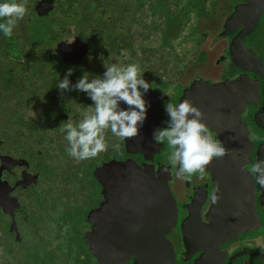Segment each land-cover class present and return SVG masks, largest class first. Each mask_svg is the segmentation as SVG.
I'll list each match as a JSON object with an SVG mask.
<instances>
[{"label": "flooded vegetation", "instance_id": "obj_1", "mask_svg": "<svg viewBox=\"0 0 264 264\" xmlns=\"http://www.w3.org/2000/svg\"><path fill=\"white\" fill-rule=\"evenodd\" d=\"M76 1L79 4V9L77 7L75 8L82 13L81 26L75 24L69 18L67 23L63 21L58 22V15L56 16V24L51 21V18H53L51 13L53 12L56 14V7H63L66 9L67 5L70 6V3ZM34 4L28 12L31 11L37 16L35 13L36 5L34 6ZM158 5L166 9L167 18H165L166 24L163 27L152 25L153 19L163 17L156 13ZM202 5L205 8L211 5V15L218 10H220L221 13L224 12V18L218 24L210 26H208L207 23H201L202 21H197V16L201 17L200 14H203L205 11L201 7ZM245 6L250 7L247 9V13L243 11V7ZM192 7L196 8H194L193 13ZM168 8H171V13H168ZM63 10L64 9L60 10V12ZM237 10L241 13L240 21L235 20L230 30L226 31L224 29L226 22L232 18V14ZM168 14L172 15L170 16ZM190 15L191 17L195 16L196 21L192 28V34L189 36L191 41L197 44L199 50L198 54H202L203 58L197 65L193 66V68H189L192 69V72H188L187 70L189 69L182 71L184 76H189L191 79L186 78L187 80H185L186 82L183 83V85H178V87H183V89L179 92L177 97L170 98L172 94L169 96L165 84H162L160 87L151 86L146 96L151 99L159 98L160 100L159 107L161 111L159 118L161 121L156 126L157 128L164 127V121L167 120L164 105L169 101L178 103L184 89L188 88L194 80L202 79L210 84L223 82L225 80L233 81L239 78L243 73L239 68H243L246 66L245 64L249 62H254L259 68V65H261L264 70V60L248 45L250 39L258 34V26L264 23V4H261V0H54L52 11L48 12L45 16H39V18L37 16L35 19L50 20L51 22V25L49 24L51 28L46 31L44 38H36L35 32L32 31L33 23L31 21L20 20V25L14 28V33H16V35L14 34L15 43L12 44L13 51L11 53L6 52L8 49L7 44L1 41L4 43V46L0 48V107L2 109L1 118L5 119L6 122L2 123L0 132V205L2 206L0 208V218L6 223V232L0 230V257H2L1 253L4 252V262H16L24 259L25 251H21L19 248L16 249L15 243H18L19 247L22 245L31 259H33V254L29 251L32 250V245H27L26 235L29 232L27 230H21V225L23 226L22 223L29 224L30 217L31 226L36 223L39 227L44 226L49 229L54 228L58 230L72 225L77 235L80 230L78 228L79 224L85 223L87 229L80 233L83 254L77 255L78 263L103 264L90 254L89 248L84 241L85 236L91 229V224L88 223L87 216L89 212L99 208L100 204L104 201L103 190L104 188L107 190L109 188V184H104L96 180L93 172L103 164L110 162L113 158L120 160L129 158L135 160L139 165L144 163V160L138 154H127L124 148V140L114 136L110 129H108L106 133H109L110 141L121 143L117 150L110 155H105V157L98 159L96 162L87 159V163L78 164L79 161L70 157L66 152V148L68 147L66 139L65 141L59 142L57 137L60 139L65 137V133L60 131V127L64 123L68 120H71L73 123L76 121L77 115L72 111L73 106L78 107V113H80V117L78 118H83L82 114L86 106L91 105L93 102L84 93H78L77 91L64 92L61 95L56 84L59 79L64 78L68 68L73 69V75L69 77V79L75 84L77 79L81 77L84 72H88L92 75H102L104 67L114 62H120L126 59L128 55L132 56V54L138 52L139 50L135 45L139 43L137 37L140 35V32H143L141 29L143 20L148 21L146 24H143L145 27L155 29L157 36L154 38H161L163 41L165 35L168 36L173 26L179 29L184 28ZM208 16L211 17L209 14ZM88 18L96 21V30L86 25V20ZM104 19L107 21H104ZM100 23L102 27L106 23L109 24L110 29L115 30L116 36L117 33H119V36H117L118 41L112 44V49L100 45L98 41L95 42L98 38L97 35L102 33L106 35L110 32V30L100 27ZM71 25L77 26V32L73 40L72 38L69 40L60 39L58 36L60 33L72 36V33L69 32ZM253 25H255L253 28L254 30L247 36L245 35L246 37L242 39V44L246 51L254 55V58L256 57L255 60H253L251 55L240 50L237 44V38L239 37L233 39ZM54 26H58L61 30L53 32ZM102 30L104 32H102ZM25 32L27 34H25ZM78 32L83 33V35H80ZM197 36L200 38L197 39ZM23 38L26 39V42L23 41ZM148 38L150 37L147 35V43L153 40L152 38L148 40ZM48 40H51L52 43L46 44ZM41 41L44 44L43 46L40 44ZM75 41H82L86 47V53L81 59H76V56H74L72 52L67 53V45ZM208 42H210L209 45L211 48H208ZM139 44L143 47V44ZM60 45L62 47L59 53L57 50ZM128 47L131 48L129 49ZM149 48L151 52L157 54V51L153 50L155 49V45H149ZM94 49L96 50L95 59L97 60V65H88L89 60L92 59L94 55ZM209 50H213L214 56L212 52L208 53ZM138 56L142 55L140 54ZM210 57L212 58L211 61L209 59ZM104 62L107 64L103 65ZM204 62L213 63L209 70V72L212 71L210 79L202 78L198 73L205 67ZM6 74H8V76ZM261 74L264 76V71H262ZM248 76L254 80L259 79V77L253 73H249ZM90 78H92L91 75ZM5 83L6 85L10 83L16 84L18 89H22L19 97H16L14 102L15 107L17 106L21 109V111L17 112L25 115L26 113L24 110L36 109L40 112L42 117H47V129L40 123H33V125L28 122L22 123L20 119L23 116L19 113L15 115L16 118H18L16 123L10 124L7 122L8 119L13 120L14 117H9L10 109L7 104L11 102V93L3 87L6 86L4 85ZM161 87L165 88V90H162ZM262 87V81H260L257 86L258 91L261 90ZM5 101L7 103H5ZM263 119L264 93L258 94V100H255L252 104L245 105L240 113V120L244 124L243 130L246 132L247 143L250 144L252 148L250 156L252 163L256 161L258 146L264 139V129L257 126L256 120L261 123ZM35 125L42 126L45 128V131L42 132V130H38L39 133L35 134L33 131L35 130ZM238 129L242 128L238 126ZM242 132L243 131H241V135L239 134V136L238 134L232 133V145H235L238 141L243 139ZM213 135L217 139L216 135ZM25 149L28 150L26 151ZM163 152L166 153V156H170L171 154V149L166 142L160 143V153L153 156L151 163L154 165L155 170L162 168L164 171L166 169L165 167L170 168L169 164L159 159V156ZM258 153L261 152L259 151ZM54 162L59 165L58 168L52 164ZM74 162H77V164H74ZM251 164L246 166L245 169L249 168ZM34 165H36L38 169L43 168L49 172L48 178L41 181L40 184V174L33 169ZM62 167L68 168L66 177L68 183L71 180H76V178L83 179V182H85V185H82L85 186L83 190L89 192V195L86 197L88 202L83 201L79 205H76L72 203V200L69 199L70 197L62 196L60 188L63 182L59 181L57 178V172L61 170ZM101 175L102 174H99V179ZM172 178L171 175V180ZM184 184L186 191L182 194V201L176 203L178 208V225L167 235V239L171 242L174 251V264H193V260L198 257V255H195L186 260L190 253H192L191 251L184 255L183 237L179 228L180 221L187 216V212L183 207L190 202L191 197L194 196L197 190H200L201 194H203L202 191L205 189L207 198L201 212L202 220H204L206 211L210 206L209 200L213 191L211 178L206 170L203 178H201L200 173L197 172L193 174L192 181L186 180ZM35 188H37V190L34 194L33 191ZM44 189L47 191L50 190V194H54L55 198H50L51 195H49V197L43 196L42 192ZM74 193H77V191H74ZM256 199V211L260 224L256 225L254 232L259 230L264 231V200L261 197L258 187H256ZM61 203L63 207L58 211L57 207H59ZM70 213H73L71 216L73 217V224L66 220V217L62 216H67ZM30 235L33 237V233ZM247 235H241L235 241L220 247V257L214 264H264V250L260 248V250L255 249L253 247V239H244ZM259 237L260 235L256 238L259 239ZM261 240L263 239L261 238ZM240 253L244 254L240 258H234V256ZM223 254L225 255L223 256ZM258 254H261L262 258L258 257ZM39 264L45 263L41 261ZM126 264H132V260H128Z\"/></svg>", "mask_w": 264, "mask_h": 264}, {"label": "water", "instance_id": "obj_2", "mask_svg": "<svg viewBox=\"0 0 264 264\" xmlns=\"http://www.w3.org/2000/svg\"><path fill=\"white\" fill-rule=\"evenodd\" d=\"M53 2L39 0L35 6L36 15H47L52 11ZM261 4H264V0H261ZM248 8L243 7L244 13H247ZM240 19L241 13L237 10L226 22L224 29L229 31L235 20ZM254 26L233 38L239 37L237 44L240 50L251 55L253 60L256 57L246 51L242 39L254 30ZM61 45L57 50L59 53ZM70 52L76 59H81L86 53V47L82 41H75L67 45V53ZM245 65L243 68L239 66L243 73L233 81L210 84L206 80H194L178 100L179 103L190 98L201 108L209 130L224 147L231 150L229 155L222 159L214 158L206 167L212 188L219 183L220 199L218 203L212 204L210 198L204 220L201 212L207 198L205 189L203 194L197 190L183 207L187 216L180 221L179 228L183 237L184 255L192 252L186 260L198 255L193 264H214L220 257V247L241 235L253 233L256 225L260 224L256 211V187L263 200L264 187L253 182L251 173L242 171L252 163V148L247 143L240 113L245 105L258 100V94L264 93V76L261 74V65L260 68L254 62ZM249 73L257 75L259 79H251ZM260 81L263 87L258 91ZM145 99L151 106L139 135L123 139L126 153L140 155L144 163L139 165L129 158H113L93 172L95 179L109 184V188H104V201L99 208L87 216L91 229L84 241L90 254L103 264H126L128 260H132V264H174L173 247L167 239V235L178 225L177 202L168 187L171 175L169 167H165L164 171L162 168L155 170L151 163L153 156L160 153V144L155 143L152 135L161 121L160 100L146 95ZM256 124L264 129V119L261 123L256 120ZM238 126L242 129H238ZM241 131L243 139L232 145V133L239 136ZM258 152L257 159H264V139L258 146ZM246 156L247 159L244 158ZM99 174H102L100 179ZM243 254L234 258H240ZM258 257L262 258V255L258 254Z\"/></svg>", "mask_w": 264, "mask_h": 264}, {"label": "clouds", "instance_id": "obj_3", "mask_svg": "<svg viewBox=\"0 0 264 264\" xmlns=\"http://www.w3.org/2000/svg\"><path fill=\"white\" fill-rule=\"evenodd\" d=\"M36 0L33 4H37ZM27 12V0H4L0 2V32L11 37L17 21ZM261 71H264L262 67ZM73 69L68 68L64 78L59 79L56 87L61 95L64 92L84 93L93 103L86 106L83 118L78 123L68 120L60 127L68 142L66 152L76 160L96 157L108 150L106 130L121 139L135 138L140 133L147 118L150 103L145 95L151 89L137 63L114 62L104 67L102 75L84 72L75 84L69 77ZM90 75L92 78H90ZM123 105V106H122ZM167 120L164 127L153 131L156 144L167 143L171 149L169 160L179 165L177 176L190 179L194 173L205 174L206 167L213 159H222L230 154L219 139L209 130L205 113L190 98L179 103L171 101L164 105ZM35 116V113H33ZM114 148L118 145H113ZM247 159V156L244 157ZM170 171V168H169ZM245 173H251L253 182L264 187V159H256ZM219 183L211 193V203H218Z\"/></svg>", "mask_w": 264, "mask_h": 264}, {"label": "rangeland", "instance_id": "obj_4", "mask_svg": "<svg viewBox=\"0 0 264 264\" xmlns=\"http://www.w3.org/2000/svg\"><path fill=\"white\" fill-rule=\"evenodd\" d=\"M28 2H32V1L28 0ZM28 2H27L26 15L24 16L23 19H20V20L23 21L24 19H26V20H29V22L31 21L33 23L32 31L35 32L36 38H40V37L44 38L45 37L44 34L46 33V31L48 29L51 28V26L48 25L47 21L44 19L35 20L37 16H35L31 11L28 12V10H31V8L33 7V6L28 7V6H31ZM196 4H197V2H196ZM201 7L205 10L203 12V14H200L201 17L197 16V21H202L201 23H203V22L207 23L208 26L213 25V24L216 25L224 18V12L221 13L220 10L216 11L213 15H211L210 14L211 5L206 6V8L203 5ZM194 8L195 7L191 8L192 13L194 12ZM170 9L171 8H168V10H169L168 13L172 12ZM156 13L162 15L163 17H158V19H153L152 25H155L156 27H161V26L163 27L166 24L165 23L166 22L165 18H167L166 9H163L162 7H160L158 5V9H156ZM208 14L211 17H209ZM168 15L171 16L172 14H168ZM173 18H174V16H173ZM20 20L17 21L16 27H18L20 25V23H19ZM188 20L185 23V27L182 29H179V28L173 26L170 29L168 36L165 35L163 41L161 38L160 39L154 38L157 36V34L155 33V29H152L151 27H145L143 24H146L148 21L143 20V23L141 26V29L143 32H140V35L137 37V41L139 43L143 44L144 48L141 47L139 43H137L135 46L139 51L136 52L135 54H132V56H129V55L127 57L125 56L126 59L121 60L120 63H137L139 65L140 69L142 70V73L144 74L145 79L150 82V85L152 87H160L162 84H165L167 86L166 90H168L167 93L169 94V96L172 94L170 98L177 97L179 95V92L183 89V87H180V86L178 87V85H183V83L186 82L185 80L191 79V77H189V76H184L182 74L183 73L182 71L189 69V68H193V66L197 65L198 62L201 61L203 58L202 54H200V53L198 54L199 50L197 48V44H194L191 41V38L189 36L190 34H192V28H193V25H195L194 22L196 21V17L195 16L191 17V15H190ZM104 21H107V20L104 19ZM86 25L92 27L93 30L97 29V24H96V21L94 19L88 18L86 20ZM99 26L102 27V24L100 23ZM103 27L105 29L110 30V32L106 35L104 33L97 35L98 38H97V40H95V42L98 41V43L100 45H104L108 49H112V44H114L115 42L118 41L117 36H119V33H117V36H116L115 30H111L110 25L107 23ZM60 30L61 29L58 26H54L52 31L57 32ZM76 30H77V26L71 25V28H69V32L72 33V36L65 35L62 33L58 34V36L62 40H69L71 38L73 40L75 33L77 32ZM258 30H259L258 34L255 37H252L250 39V41L248 42V45H249V47H251L254 50V52H256L264 60V23H262L260 26H258ZM102 32H104V31L102 30ZM78 33L80 35H83V33H80V32H78ZM25 34H27V33L25 32ZM146 34L150 38L153 39L149 43H147V41H146V38H147ZM15 35H16V33H15ZM150 38H148V40ZM199 38L200 37L197 36V39H199ZM23 41L26 42V39L23 38ZM51 43H52L51 40L46 41V44H51ZM40 44L42 46L44 45L42 41L40 42ZM209 44H210V42H208V48H211V46ZM149 45H155V49H153V50L157 51V54L154 52H151ZM3 46H4V43L0 41V48H2ZM128 48L130 49L131 47H128ZM146 50H148V51H146ZM212 51L213 50H209L208 53H210ZM93 54L94 55H93L92 59L89 60L88 65H97V60L95 59V56H96V50L95 49H94ZM140 54L142 56H138ZM212 54L214 56V52H212ZM209 59H210V61L212 60L211 57ZM104 64H107V63L104 62L103 65ZM211 65H213V63L204 62L205 67L203 68L202 71L200 70L198 72L202 78L210 79L212 71L209 72V70L211 69ZM162 90H165V88H162ZM5 103H7V102L5 101ZM14 106H15V104H14ZM16 108H17L16 110L11 109V111H15V112L21 111V109L18 108L17 106H16ZM1 111L2 110L0 107V113H1ZM72 111L75 115H77V117L75 119L76 121L74 122V124L78 123L82 119V118H78V117H80V113H78L79 112L78 107L73 106ZM24 112L26 113L25 115H22L23 113L17 112L23 116L20 119L22 121V123L28 122L31 125H33V123H35V124L40 123L46 129L48 128L47 117L46 116L42 117V115L40 114L39 111H37L36 109H29V110H24ZM33 113H35V116L33 115ZM40 115H41V117H40ZM1 117L2 116L0 114V132L2 129V123L6 122V120L2 119ZM10 117H12V116H10ZM13 117H14L13 120L8 119L7 122L10 124L16 123V120L18 118H16V116H13ZM45 128H43L40 125H35V130H33V131L35 134H37V133H39L38 130H42V132H43V131H45ZM55 136H54V138H55ZM105 136H106L105 137L106 141L108 142V150L101 152L100 154H98L96 156V158H90L91 161L94 160L96 162V161H98V159L105 157V155H110V154L114 153L118 147L114 148L113 145H118V146L121 145V143L120 142L118 143L117 141L111 142L109 139L110 135L108 132L105 133ZM57 139L59 142H62L63 140L65 141L64 137H62L61 139L57 137ZM25 150L27 151L28 149H25ZM159 159H161L165 163L168 162L169 165H171V175L173 178H172L171 182H169L168 187H169L173 197H175L176 202L179 203V201H182V198H183L182 194H184V191H186L184 182H186V180L192 181L193 175L191 176L190 179L178 177L176 173H177L179 165L177 164V165L173 166V164L169 160V157L166 158V153H164V152L161 153V155L159 156ZM53 160H54V158H53ZM86 160H81V161H79L78 164H85V163H87ZM52 164L56 168L59 167V165L56 162H54ZM74 164H77V162H74ZM33 169L36 170V172H38L40 174L39 184L41 181L48 178V175H49L48 170L43 169V168L38 169L36 165L33 166ZM67 172H68V168H63V167L61 170H59L57 172L58 180L63 182V184L60 188L61 189L60 191L62 192V196L63 197H70L69 199H71L72 203H74L76 205H79L83 201L88 202L86 197L89 195V192H87L86 190H83V187H85V186H82V185H85V182H83V179L82 178H76V180H71L68 183V180L66 179ZM36 190H37V188H35V190L33 191L34 194H35ZM74 191H77V193H74ZM42 195L47 196V197H49V195H51L50 198H55L54 194H50V190L47 191L46 189H44V191L42 192ZM62 207H63V205L61 203L59 205V207H57V210L58 211L61 210ZM72 214L73 213H70L67 216L62 215V214H60V215L66 217L65 219L70 221L71 224H73V220H72L73 217H71ZM22 224H23V226L21 225V230H27L29 232L26 235L27 245L28 246L32 245V250H29V251L31 254H33V259H31V257L28 255L26 249L22 245H21V247H19L18 243H15L16 249L19 248V249H21V251H25L24 259H22V261H16V262H13V261L12 262H10V261L4 262L3 257L5 256V254H4V252H2L1 253L2 257H0V264H39L41 261H43L45 264H79L78 259H77V255L83 254V252H82L83 246L81 244L82 242H81V238H80V233H82L83 231H86L87 227L85 226V223L79 224L78 228L80 230H79L78 235L76 234L75 229L72 228V225H68L66 228H61L58 230H55L54 228L49 229V228H46L44 226L39 227L36 223L31 226V218L30 217H29V224L28 223H26V224L22 223ZM31 227L33 230L31 229ZM5 228H6V223L3 222L2 219L0 218V230L2 232H6ZM56 231H58V232H56ZM31 233H33V237H32V235H30ZM258 235H260L259 239L256 238ZM261 238L263 240H261ZM244 239H246V240L253 239L254 240L253 247L257 250H260V249L264 250V231L259 230L257 232L252 233V234L250 233ZM242 244H243V242H242ZM248 249H249V246H248Z\"/></svg>", "mask_w": 264, "mask_h": 264}, {"label": "trees", "instance_id": "obj_5", "mask_svg": "<svg viewBox=\"0 0 264 264\" xmlns=\"http://www.w3.org/2000/svg\"><path fill=\"white\" fill-rule=\"evenodd\" d=\"M33 3L36 1V0H31ZM0 2H4V0H0ZM19 2V0H18ZM28 2V0H27ZM32 2H28L31 7L33 6V3ZM70 6H66V9L63 8V7H56L55 9V13H51V15L53 16V18H51V21H53L54 24L57 23V18L56 16L58 15V22L59 21H63L65 23H67V20L68 18L73 21L75 24L77 25H80L81 26V23H82V13H80V11L78 10V3L77 1L76 2H73V3H70L69 4ZM75 7H77L78 9H76ZM64 9L63 11L60 12V10ZM50 15V16H51ZM26 20V19H24ZM47 21V24L51 25V22L50 20H46ZM0 22H3V20H0ZM59 24V23H58ZM14 31L15 29L13 30V34L11 37H5L4 34L2 32H0V41H3L7 44V47L8 49L6 50L7 53H11L13 51L12 49V44L15 43V38H14ZM3 50V49H2ZM188 72H192V69H189L187 70ZM8 76V74H6ZM6 85V83L4 84ZM6 88V90L11 93V102L8 103L7 105L9 106V109H10V113H9V117L10 116H15L17 115V112L15 111H11V109H14L16 110L17 108L14 106V102H15V99L16 97H19L20 93L22 92V89H18V86H16V84H9V85H6V86H3ZM2 110V109H1ZM2 113V111H1ZM0 113V114H1ZM169 156H166V158H168ZM161 160V159H160ZM162 161V160H161ZM165 163V162H164ZM166 164H169L168 162ZM170 168H171V165H170Z\"/></svg>", "mask_w": 264, "mask_h": 264}]
</instances>
